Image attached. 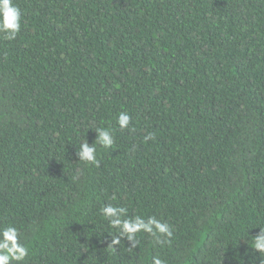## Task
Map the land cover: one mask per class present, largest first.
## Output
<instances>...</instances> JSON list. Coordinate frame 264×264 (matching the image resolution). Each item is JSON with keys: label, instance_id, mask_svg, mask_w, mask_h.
<instances>
[{"label": "trees", "instance_id": "1", "mask_svg": "<svg viewBox=\"0 0 264 264\" xmlns=\"http://www.w3.org/2000/svg\"><path fill=\"white\" fill-rule=\"evenodd\" d=\"M14 2L21 31L0 37V224L21 233L24 264H261L264 0ZM99 127L114 146L86 165L79 144ZM109 203L169 223L170 243L141 235L112 251Z\"/></svg>", "mask_w": 264, "mask_h": 264}, {"label": "clouds", "instance_id": "2", "mask_svg": "<svg viewBox=\"0 0 264 264\" xmlns=\"http://www.w3.org/2000/svg\"><path fill=\"white\" fill-rule=\"evenodd\" d=\"M22 11L14 0H0V37L6 41H13L21 31ZM130 116L127 112H121L117 118L119 129L129 127ZM97 137L94 143L89 144L84 140L79 144L77 156L79 161L86 165L98 166L97 149H111L115 140L111 129L105 127L96 128ZM145 141L152 139L151 134L145 136ZM103 219L108 225L116 230L112 236L109 248L115 251L117 246L123 245L122 239L131 244L132 250L139 244L138 237L145 235L153 241L154 245L161 247L170 243L174 229L173 227L158 219L156 216L143 215L129 216L128 209L121 206H114L109 203L100 210ZM259 229L257 235L250 237V249L259 254L261 264H264V226L253 227ZM29 247L21 243V233L12 224H0V264H24L29 256ZM150 264H167V261L159 255L151 258Z\"/></svg>", "mask_w": 264, "mask_h": 264}]
</instances>
